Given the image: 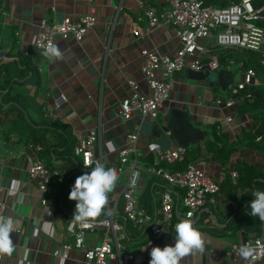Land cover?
Returning <instances> with one entry per match:
<instances>
[{
	"label": "crops",
	"instance_id": "crops-1",
	"mask_svg": "<svg viewBox=\"0 0 264 264\" xmlns=\"http://www.w3.org/2000/svg\"><path fill=\"white\" fill-rule=\"evenodd\" d=\"M144 2L160 10L167 0ZM90 5L95 6L97 23L88 31L84 41L79 43L73 38H57L55 41L63 53V59L49 60L42 55L43 50L34 47L33 39L42 20L53 22L67 16L77 19L89 10ZM136 27L148 29L144 11L137 0H0V69L7 68L19 75L15 78L21 82H14V90L23 97H31L28 99L38 110L30 109V113L37 121L42 120L43 116L44 119L55 118L68 124L76 137V145L92 128H96L99 133V154L102 152L104 163L109 167L119 164V149L127 143L129 134L139 131L138 160L143 167L140 196L148 181L166 186L162 178L146 172L144 168L156 165L155 145H176L161 127L167 122L170 109L177 106L189 111L193 123L205 131V140L214 139V123L222 124L226 116L233 115L230 123L222 124L223 131L229 133L230 142L238 146L230 165L223 166L213 159L214 154L205 146V140L201 142L203 152L198 158L199 164L212 178L223 183L227 177L235 182L240 179V174L236 179L231 170L242 163L247 167L250 178L257 175L255 179L263 183L259 189L264 190V179L259 177L264 172V152L243 144L245 132L255 125L252 115L240 114L238 104L230 108L217 105V98L228 97L216 94L217 88L210 87L206 81L189 79L187 70L176 73L170 98L161 106L158 120L140 116L130 120L120 118V103L131 92L130 81L138 83L141 93H151L142 72V50L156 48L164 54L173 55L180 46L172 25H159L144 37L133 34ZM212 42L213 38L208 43L209 47ZM26 51L31 53L30 57H33L39 72V79L34 77L32 85L27 83L29 76H20V66L15 64L18 58L29 57L25 55ZM234 69L232 67L231 70ZM238 71L240 81L243 70ZM5 78V74H0L1 88L7 84ZM258 81L264 84V75L258 76ZM24 149L23 142L13 137L7 140L0 129V207H5L2 217L11 216L18 222L12 233L15 250L11 256L0 254V264H85L83 249H72L67 259L57 254L64 242L74 240V222L71 218L76 201L72 200L74 206L69 208L57 204L64 189L62 184H53L49 195L52 200L43 204L37 181L29 177L31 160L23 153ZM53 160L61 163L60 160ZM162 166L166 167V164ZM90 171L91 168L87 170L88 173ZM127 177V173H119L115 189L108 197L111 208L120 213L125 232V237L120 239L121 254L115 264H150L153 247L174 245L175 240L171 242L163 236L154 237L145 228L126 219L121 192ZM160 187L161 184L157 185L151 194L157 201L156 210L161 203L157 194ZM231 188H222L220 205L215 207L207 203L199 213L198 222L205 241L204 252L190 254L181 264H233L226 254L230 246L243 244L251 234L260 232L264 226V223L257 222L258 217L256 224L260 226L256 230L238 226V219L242 215L249 220L250 204L254 199L243 196L253 193L255 189L240 186L233 192ZM107 209L108 204L100 216ZM102 240L103 230L97 228L88 233L86 245L94 247ZM129 253H135L137 261L130 260ZM257 264H264V260Z\"/></svg>",
	"mask_w": 264,
	"mask_h": 264
},
{
	"label": "built area",
	"instance_id": "built-area-1",
	"mask_svg": "<svg viewBox=\"0 0 264 264\" xmlns=\"http://www.w3.org/2000/svg\"><path fill=\"white\" fill-rule=\"evenodd\" d=\"M226 6H216L206 0H167V3L158 10L145 5L144 0H137L147 19V30L136 27L133 34L144 37L159 25H172L180 46L173 54H164L156 48L142 50L144 62L142 72L151 89L150 94L141 93L139 85L130 81L131 92L120 103L119 116L123 120H130L135 116L158 120L161 106L170 98V93L175 83V75L180 71L192 69L195 71H215L220 69L231 70L236 64L230 60L227 66L221 62L217 53H212L213 47L240 48L263 51L264 54V27L258 24L263 20V7H254L253 0H228ZM97 23L96 9L90 5L89 10L77 19L67 16L61 20L49 21L44 19L38 25L33 39L36 49L43 50L49 42L55 43L57 38H73L82 43L86 34ZM213 38L212 45L208 43ZM25 55L31 56L26 51ZM206 57L208 60H206ZM258 75L255 68L243 70V78L230 85L231 96L217 98L216 103L222 107H233L241 102L240 91L245 87L257 85ZM233 115L225 117L224 122L230 123ZM222 124L220 127L222 130ZM171 136V132H166ZM99 133L92 128L82 137L75 147L85 166L90 169L95 160L104 162L103 154H99L97 147ZM139 131L128 136L127 143L119 149L120 162L115 167L118 173H127L128 177L123 183L121 197L124 201L123 212L129 221L149 231L154 237H166L171 242L175 240V225L183 218H191L194 227L202 233L198 222V215L207 203L217 207L222 202V181L212 178L201 166L200 161L189 162L186 168L172 169V165L184 161L187 147L174 145L163 147L155 145L153 152L156 156V165L144 170L160 177L166 186L160 187V207L155 212L146 210L141 201L140 181L143 167L138 160L137 144ZM32 147V146H31ZM41 150V146L34 147ZM31 164L29 177L36 180L43 204L49 203V195L55 180H62L59 168H49L39 157L24 152ZM162 164H166L162 166ZM234 178H239L236 169L231 170ZM74 186V184L71 186ZM182 190L180 200L177 199L178 191ZM4 205L0 207V217L3 216ZM214 222H216L214 220ZM100 228L103 230V240L99 245L87 247L88 233ZM73 242H64L57 253L62 258L69 257L72 249H83L85 264H115L121 254L120 239L125 237L124 227L120 222V213L113 210L108 200V209L103 216L90 218L85 222H74L72 227ZM242 245H248L255 251L248 260H241L238 250ZM163 248V246H159ZM233 264H257L264 260V226L260 232L251 234L243 244H232L226 251ZM130 260L137 261L135 253H129Z\"/></svg>",
	"mask_w": 264,
	"mask_h": 264
},
{
	"label": "trees",
	"instance_id": "trees-1",
	"mask_svg": "<svg viewBox=\"0 0 264 264\" xmlns=\"http://www.w3.org/2000/svg\"><path fill=\"white\" fill-rule=\"evenodd\" d=\"M206 1L216 6H226L229 3L228 0ZM252 3L256 8L264 6V0H253ZM262 14L264 16V8ZM258 24L264 27V19L258 21ZM211 52L217 53L220 56L224 66H227L230 60H234L236 64L233 67H235V69L245 70L248 68H255L258 76L264 75L263 51L234 47H213ZM24 58L25 59L18 58L15 64L20 66V76L22 74L24 77L29 76L27 83H29L28 85H32L34 77L39 79V72L35 67L33 57L29 56ZM0 74H5V83L7 82L3 88L0 86V129L2 130L3 136L7 140L13 137L17 141L23 142L28 152L39 157L49 168H59L61 170L62 180H55L53 184H62L64 191L61 195V200L56 202L57 204H64L67 208L70 206L72 207L73 201L69 199L71 186L75 184L77 177L87 172L81 157L75 153L77 143L76 137L70 131V126L58 119H50L48 117L44 119L42 116V120L37 121L32 113H30V109L34 111L38 110L28 99L31 97H23L19 92L14 90V82H21L20 80H16L19 75L12 70H7V68L0 69ZM215 88L221 89L219 86ZM224 91L226 97L231 96L229 88ZM239 96L242 97V100L238 104V112L240 114H251L255 121V125L245 132L243 144L264 152V84L248 85L240 91ZM212 126L214 130V139H206L204 144L213 152V159L220 161L223 166L230 165L231 159L237 151L238 146L236 143L230 142L228 132L219 128L220 123L216 122ZM201 144L202 143H198L189 146L186 151L185 160L172 165V169H183L186 168L189 162L196 161L203 152ZM37 145L42 147L41 150L38 151L34 148ZM53 159L60 160L61 163L57 164ZM236 168L240 174V179L235 182L233 178L227 177L222 183V188L225 186H232L231 189L235 192L234 190L240 186H250L253 187L255 191L260 190L259 187L263 185V183L260 179H255L257 175L250 178L247 167L242 163H238ZM259 177L264 179V172L260 174ZM159 184L163 187V183L152 180L148 181L144 190L141 191L142 205L146 210L152 213L156 211L155 207H157V201H155L151 194L154 193L156 186ZM181 195L182 190L179 189L177 194L178 200H180ZM251 197H253L252 193L243 196V198L247 199ZM49 200H52V198L50 197ZM248 218L249 220L242 215L241 218L238 219V226L244 227L246 230L258 229L260 226L259 224L262 222L260 221L259 224H256L257 217H253L250 214Z\"/></svg>",
	"mask_w": 264,
	"mask_h": 264
},
{
	"label": "clouds",
	"instance_id": "clouds-1",
	"mask_svg": "<svg viewBox=\"0 0 264 264\" xmlns=\"http://www.w3.org/2000/svg\"><path fill=\"white\" fill-rule=\"evenodd\" d=\"M42 55L49 60L63 59L59 46L49 42ZM88 162L85 161V166ZM119 173L115 167H109L100 160L94 161L90 173L77 177L69 194V199L76 201L72 216L73 222H85L90 218L99 217L108 204L109 193L114 191ZM254 197L250 204V215L259 217L264 223V190L252 193ZM18 222L11 216L0 217V254L11 256L15 250L12 233ZM175 243L163 248L153 247L150 252V264H181L190 254L203 253L205 241L198 228L194 227L191 218H183L175 225ZM144 250V249H143ZM254 249L242 245L238 250L241 260H248L253 256Z\"/></svg>",
	"mask_w": 264,
	"mask_h": 264
},
{
	"label": "water",
	"instance_id": "water-1",
	"mask_svg": "<svg viewBox=\"0 0 264 264\" xmlns=\"http://www.w3.org/2000/svg\"><path fill=\"white\" fill-rule=\"evenodd\" d=\"M187 76L191 80L206 81L212 88L219 86L222 90H227L235 81L233 70L220 69L215 71H195L187 69ZM163 132H171V139L177 145L189 147L201 143L206 138L203 129L196 126L190 119V113L187 109L173 107L170 109L169 118L161 127ZM260 219L258 217V223Z\"/></svg>",
	"mask_w": 264,
	"mask_h": 264
},
{
	"label": "rangeland",
	"instance_id": "rangeland-1",
	"mask_svg": "<svg viewBox=\"0 0 264 264\" xmlns=\"http://www.w3.org/2000/svg\"><path fill=\"white\" fill-rule=\"evenodd\" d=\"M263 49H264V46H263ZM234 72L236 73V79L238 81L240 79L239 71L237 69H235ZM216 91H217L216 94H224L225 93V91H223L219 88Z\"/></svg>",
	"mask_w": 264,
	"mask_h": 264
}]
</instances>
